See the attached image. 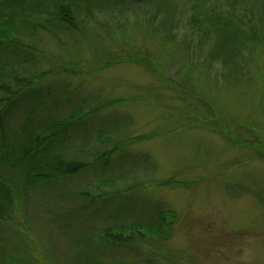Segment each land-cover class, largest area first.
Masks as SVG:
<instances>
[{
  "label": "rangeland",
  "instance_id": "obj_1",
  "mask_svg": "<svg viewBox=\"0 0 264 264\" xmlns=\"http://www.w3.org/2000/svg\"><path fill=\"white\" fill-rule=\"evenodd\" d=\"M0 179V264H264V0H0Z\"/></svg>",
  "mask_w": 264,
  "mask_h": 264
},
{
  "label": "trees",
  "instance_id": "obj_2",
  "mask_svg": "<svg viewBox=\"0 0 264 264\" xmlns=\"http://www.w3.org/2000/svg\"><path fill=\"white\" fill-rule=\"evenodd\" d=\"M71 8H69V6H66V10L62 13H60V15L63 17V19L65 18L68 22L70 23L71 25L75 24V21H73L71 18L73 16V14L71 13L70 11ZM67 18H70V19H67ZM19 81H23L22 78L19 80ZM20 82V83H21ZM23 85H25V82H22L17 89H22ZM7 91H9V96L11 98V96L15 93L14 91V88H8ZM9 98V97H7ZM218 117H216V115L213 113V115H209V118L208 120H211L212 122H217L218 120ZM221 126V124L217 123L216 124V129H217V126ZM247 131H250V130H247ZM253 134V132L251 133ZM255 139V138H254ZM57 161H56V165L55 167L53 168L54 171H56L57 173L59 174H74V173H77L79 172L82 168H83V164L81 162H77V161H72V160H68V159H61L60 157L59 158H56ZM8 189L5 187L4 183L1 182V179H0V218H6L4 217V215L6 214V211L8 210V208L10 207L11 205V199L10 197L8 196ZM107 237H110L112 239V243H116V244H121L122 242H124V245H125V242L128 241V242H131V236H127V237H124V238H121V236L118 238V236H114L113 234H107ZM135 246V245H133Z\"/></svg>",
  "mask_w": 264,
  "mask_h": 264
}]
</instances>
